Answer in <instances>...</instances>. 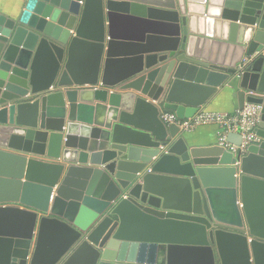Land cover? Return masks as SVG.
Wrapping results in <instances>:
<instances>
[{"label": "water", "instance_id": "1", "mask_svg": "<svg viewBox=\"0 0 264 264\" xmlns=\"http://www.w3.org/2000/svg\"><path fill=\"white\" fill-rule=\"evenodd\" d=\"M117 8L164 33L118 43ZM120 47L135 56L113 61ZM227 87L261 106V141L244 153L191 145L159 119L190 118ZM255 93L264 0H25L0 13V264H264ZM150 175L185 180L195 207L130 195Z\"/></svg>", "mask_w": 264, "mask_h": 264}, {"label": "crops", "instance_id": "2", "mask_svg": "<svg viewBox=\"0 0 264 264\" xmlns=\"http://www.w3.org/2000/svg\"><path fill=\"white\" fill-rule=\"evenodd\" d=\"M24 1L25 0H0V13L12 16L20 11ZM151 21L153 26L150 24ZM155 21L162 23V21L150 19L147 15L141 17L132 14L129 9L117 8L115 10V24L117 26L115 33L116 41L118 43L140 44V38L147 35L159 36L158 33H164V28L156 25ZM128 24H133L137 27L135 33L129 30L127 27ZM143 24L145 25L142 26ZM134 56L135 53L132 51L120 47L115 50L112 60L123 62ZM122 70L119 76H122L127 72V70ZM235 96V88H224L220 90L206 105L201 107L200 110L232 113L244 105V102L238 103ZM179 132L186 137L191 145L207 146L216 143V128L214 126H201L188 134L183 133L180 130ZM148 180V185L143 183L140 186L135 187L130 195L142 203L155 202V204L168 210L189 212L195 207V192L191 190L190 185L185 180L176 178L168 179L154 175H150ZM139 187H141V190H138Z\"/></svg>", "mask_w": 264, "mask_h": 264}, {"label": "built area", "instance_id": "3", "mask_svg": "<svg viewBox=\"0 0 264 264\" xmlns=\"http://www.w3.org/2000/svg\"><path fill=\"white\" fill-rule=\"evenodd\" d=\"M255 97H264L261 94H251ZM261 106L258 104L244 103L238 110L232 113L210 112L198 110L195 115L187 119H178L174 113H161L159 119L166 126H175L183 133H191L201 126H214L216 128V142L229 152L236 154L244 153L251 144H257L261 140L256 135L255 129L260 120ZM241 136L240 146L226 142L228 134Z\"/></svg>", "mask_w": 264, "mask_h": 264}]
</instances>
